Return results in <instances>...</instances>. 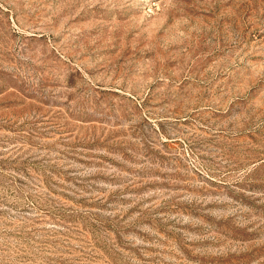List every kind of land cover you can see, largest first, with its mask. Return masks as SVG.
<instances>
[{"label": "rangeland", "instance_id": "obj_1", "mask_svg": "<svg viewBox=\"0 0 264 264\" xmlns=\"http://www.w3.org/2000/svg\"><path fill=\"white\" fill-rule=\"evenodd\" d=\"M0 264H264V0H0Z\"/></svg>", "mask_w": 264, "mask_h": 264}]
</instances>
